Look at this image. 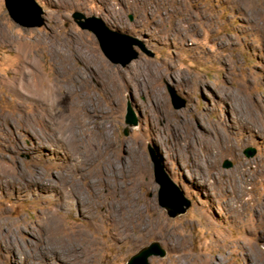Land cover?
Here are the masks:
<instances>
[{"label":"rangeland","instance_id":"rangeland-1","mask_svg":"<svg viewBox=\"0 0 264 264\" xmlns=\"http://www.w3.org/2000/svg\"><path fill=\"white\" fill-rule=\"evenodd\" d=\"M34 1L41 10L39 18L43 23L37 27H23L11 19L4 0H0V16L8 22L13 37L33 44L39 37L69 38L74 33L84 34L111 65L127 75L133 73L136 65L161 68L168 77L154 83L153 89L155 96L164 104L162 109L175 115L172 124L179 123L182 115L199 134L205 131L202 122L209 126L217 123L219 129L234 133L232 139L236 153L219 155L213 162L218 170L232 175L243 163L252 171L264 166V146L237 128L236 115L222 96L225 90L230 91L235 98L240 93H252L264 98V39L256 23L250 21V9L241 11L228 0H182V5L178 4V0ZM148 6H151V11ZM75 12L83 14L85 18L96 17L108 31L136 40L138 43L133 45V50L137 52V57L124 65L109 60L102 52L96 36L75 22ZM111 14L122 15L123 20H113ZM221 40H225V43H221ZM141 46L149 54L141 51ZM17 57L13 47H0V91L4 109L13 107L17 100L8 88L15 79L13 64L18 62ZM48 59L43 58L44 64H41L40 69L50 78L54 69ZM170 91L185 101L182 108H173ZM94 92L102 101L103 96L96 86ZM123 92L115 105L102 101L109 113L108 125L112 138L119 146V155H123V150L129 146L145 155L149 169L143 178L152 181L155 187L154 193H143L149 204V213L162 212L176 234L185 240L186 248L182 252L193 258L188 264H206L204 261L213 257L217 264H262L258 255L264 256V240L253 229L258 220L257 215L245 205L242 214L249 225H244L239 219L241 212L233 202L221 191L205 183L208 181L206 172L187 169L169 156L165 149L159 151V147L173 141L174 134L157 111L154 104L156 97L140 93L133 84ZM128 110L136 120L134 127L125 123ZM220 120L232 125V129L222 126ZM37 129L41 131L39 127ZM18 137L26 147L17 154L20 167L27 172L38 169L46 175V179H55L53 175L61 172L66 164L67 151L52 144L45 136L42 142L46 152L38 148L37 139L35 143L21 134ZM10 141L9 137H3L0 133V155L8 156L9 161L6 163L14 167L11 155L5 150ZM248 147L255 150L252 157L244 154ZM226 162H229V167ZM156 168L190 202L185 213L170 217L161 206V187L154 173ZM25 187L13 190L0 186V217L15 223L17 233L22 220H32L45 207L56 202L52 193L41 194L36 189ZM256 187L257 196H263V182L259 181ZM75 208V204L72 205V209ZM66 221L69 225L81 223L75 211ZM96 236L104 245L103 259L99 264H126L133 255L152 242L158 243L165 254L162 257L150 256L148 264H173L177 253L158 236L149 238L135 249L125 245L120 250L108 240L107 235ZM19 238L24 239L20 234ZM0 264L29 263L20 256L9 255L0 247Z\"/></svg>","mask_w":264,"mask_h":264},{"label":"bare ground","instance_id":"bare-ground-1","mask_svg":"<svg viewBox=\"0 0 264 264\" xmlns=\"http://www.w3.org/2000/svg\"><path fill=\"white\" fill-rule=\"evenodd\" d=\"M228 1L241 11L251 10L250 21L256 23L264 39L263 0ZM178 4L182 5V0H178ZM148 8L151 11V6ZM121 16H113V20H123ZM0 47H13L18 56V62L13 64L15 79L8 86L17 99L13 107L1 106L0 91V133L11 140L5 150L15 164L10 167L6 163L9 157L0 155V186L13 190L26 186L41 194L52 193L56 198L54 204L45 207L32 220H22L18 233L15 223L0 217V247L29 264H99L104 245L96 234L107 235L118 250L125 245L135 249L158 236L177 252L173 264L193 261L182 252L186 248L185 240L176 234L164 214L149 213L143 193H154L155 187L152 181L143 178L149 169L148 161L131 146L119 155V146L108 125L109 113L102 103L115 105L124 89H130L132 84L140 93L153 98L156 95L153 84L168 75L150 65H136L133 73L127 75L111 65L84 34L74 33L69 38L39 37L31 44L13 37L2 16ZM45 57H49L48 62L54 69L50 78L40 69ZM95 86L103 96L102 101L94 92ZM222 96L236 115L237 128L264 146V98L252 93H240L235 98L225 90ZM154 104L174 134L173 141L159 147V151L165 149L187 169L206 172L208 181L205 183L233 202L241 212L239 219L246 226L249 224L242 210L247 205L258 217L253 229L264 240V195L256 194L258 182L264 184V166L252 171L243 163L237 172L226 175L213 162L221 154L236 153L232 131L219 129L217 123L209 126L202 122L205 131L199 134L182 115L179 123L172 124L175 115L162 109L164 104L158 97ZM219 123L232 129L226 122L220 120ZM18 134L35 143L37 139L38 148L44 152V136L67 151L66 164L61 172L53 175L55 179H46L38 169L27 172L20 167L17 154L26 147ZM74 204L75 210L72 209ZM74 211L81 223L69 225L66 219ZM19 234L25 240H21ZM258 257L264 264V256ZM213 258L204 262L217 264Z\"/></svg>","mask_w":264,"mask_h":264},{"label":"water","instance_id":"water-1","mask_svg":"<svg viewBox=\"0 0 264 264\" xmlns=\"http://www.w3.org/2000/svg\"><path fill=\"white\" fill-rule=\"evenodd\" d=\"M5 8L11 19L23 27L41 26L43 21L39 18L41 10L34 0H4ZM73 19L82 29L91 31L97 38L99 46L106 57L114 63L122 65L131 62L137 57V52L133 50L136 40L130 39L120 34L108 31L102 22L96 17L85 18L83 14L75 12ZM82 19L85 21L83 22ZM141 51L149 54L142 46ZM173 108L179 109L185 105V101L179 98L174 91L169 92ZM125 123L130 127L136 125L133 114L128 110L125 116ZM245 156L252 157L255 150L248 147L244 151ZM229 167V162H226ZM155 178L159 183L160 204L167 210L170 217H175L186 212L190 207V202L183 197V193L167 178L158 168L155 169ZM165 252L158 243L152 242L133 255L126 264H148L150 256H164Z\"/></svg>","mask_w":264,"mask_h":264}]
</instances>
